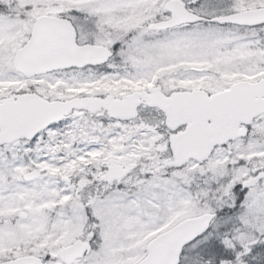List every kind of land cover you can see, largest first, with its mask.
Returning a JSON list of instances; mask_svg holds the SVG:
<instances>
[{
	"label": "snow or ice",
	"instance_id": "obj_1",
	"mask_svg": "<svg viewBox=\"0 0 264 264\" xmlns=\"http://www.w3.org/2000/svg\"><path fill=\"white\" fill-rule=\"evenodd\" d=\"M0 264H264V0H0Z\"/></svg>",
	"mask_w": 264,
	"mask_h": 264
}]
</instances>
